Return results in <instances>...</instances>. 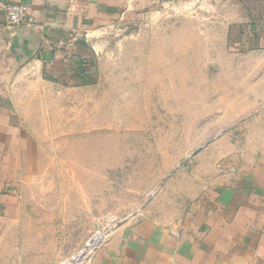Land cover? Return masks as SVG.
<instances>
[{"label": "rangeland", "instance_id": "rangeland-1", "mask_svg": "<svg viewBox=\"0 0 264 264\" xmlns=\"http://www.w3.org/2000/svg\"><path fill=\"white\" fill-rule=\"evenodd\" d=\"M235 12L172 0L94 36L92 84L31 113L30 158L0 177V264H86L124 223L193 221L232 177L264 181V81L229 60Z\"/></svg>", "mask_w": 264, "mask_h": 264}, {"label": "crops", "instance_id": "crops-1", "mask_svg": "<svg viewBox=\"0 0 264 264\" xmlns=\"http://www.w3.org/2000/svg\"><path fill=\"white\" fill-rule=\"evenodd\" d=\"M23 4L35 27H6L0 12V177L28 160L36 140L27 122L44 111L58 87L91 85L92 39L125 16L155 15L172 0H1ZM227 47L246 78L264 81V0H233ZM66 33L79 41L66 45ZM241 55V56H239ZM264 84V83H262ZM56 91V92H55ZM31 125V124H30ZM31 151H30V150ZM13 183L6 185L11 187ZM3 185V184H2ZM193 221L150 219L122 224L86 264H264V181L232 177L194 209Z\"/></svg>", "mask_w": 264, "mask_h": 264}, {"label": "built area", "instance_id": "built-area-1", "mask_svg": "<svg viewBox=\"0 0 264 264\" xmlns=\"http://www.w3.org/2000/svg\"><path fill=\"white\" fill-rule=\"evenodd\" d=\"M0 12L4 17L6 27H35L41 28L34 22L33 16L23 4H6L0 0ZM79 34L66 33L63 36V43L70 46L79 41Z\"/></svg>", "mask_w": 264, "mask_h": 264}, {"label": "bare ground", "instance_id": "bare-ground-1", "mask_svg": "<svg viewBox=\"0 0 264 264\" xmlns=\"http://www.w3.org/2000/svg\"><path fill=\"white\" fill-rule=\"evenodd\" d=\"M78 258H76L74 261H77ZM68 264H73V263H68Z\"/></svg>", "mask_w": 264, "mask_h": 264}]
</instances>
